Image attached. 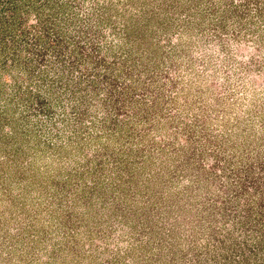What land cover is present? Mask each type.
Listing matches in <instances>:
<instances>
[{
    "label": "rangeland",
    "instance_id": "obj_1",
    "mask_svg": "<svg viewBox=\"0 0 264 264\" xmlns=\"http://www.w3.org/2000/svg\"><path fill=\"white\" fill-rule=\"evenodd\" d=\"M14 1L0 264H264V0Z\"/></svg>",
    "mask_w": 264,
    "mask_h": 264
},
{
    "label": "trees",
    "instance_id": "obj_2",
    "mask_svg": "<svg viewBox=\"0 0 264 264\" xmlns=\"http://www.w3.org/2000/svg\"><path fill=\"white\" fill-rule=\"evenodd\" d=\"M14 3H15V5H14ZM22 6L23 5H21V3H18V0H17V3L14 1L13 2V4L11 5V6H9V9L10 10H17V12L19 11V10H22L21 8H22ZM4 9V8H3ZM1 11V10H0ZM21 16H22V13H20V14H17V17L13 20V24L12 25H14L15 23H17L18 22V26H19V28L21 27V29L19 30V32H17L16 34H15V36H14V39H13V41L12 42H10V45L9 44H7V42L8 41H6L5 39H4V37L6 36V35H4V34H2V27L0 26V48H21V41L19 42V37H22V36H24L25 34H26V27L27 26H25L24 24H25V20L24 19H22L21 18ZM18 17H20V18H18ZM6 19H8V18H5V20ZM2 20V18H0V21ZM19 20V21H18ZM3 21V20H2ZM1 21V22H2ZM4 35V36H3ZM12 45V46H11ZM61 79H63V77H61ZM252 81V83H254L255 85L256 84H258V83H256V80L255 79H252L251 80ZM81 85V84H80Z\"/></svg>",
    "mask_w": 264,
    "mask_h": 264
}]
</instances>
